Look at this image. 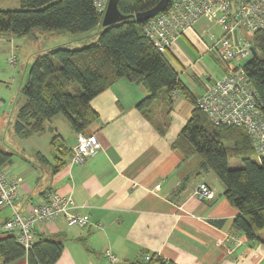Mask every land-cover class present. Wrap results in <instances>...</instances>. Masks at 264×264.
I'll return each instance as SVG.
<instances>
[{
    "label": "crops",
    "instance_id": "obj_1",
    "mask_svg": "<svg viewBox=\"0 0 264 264\" xmlns=\"http://www.w3.org/2000/svg\"><path fill=\"white\" fill-rule=\"evenodd\" d=\"M215 30L201 19L168 52L186 59L189 55L180 42L185 38L199 53L211 54L210 34L221 35V29ZM208 85L201 93L192 91L197 100ZM148 96L144 86L121 79L92 100L99 120L84 134L96 135L101 149L83 164H73L70 158L62 170L53 171L52 137L60 135L71 154L77 144L78 134L61 115L46 124L43 135L22 140L23 150L17 152L20 163L12 159L2 168L9 178L21 179L16 207L25 212L54 191L71 197L77 211L89 217L86 227H70L63 217L37 227L45 239L63 244L56 264H148L144 255L169 264H264V243H250L235 231L239 212L227 201L222 182L201 168L200 155L185 157L173 149L191 118L192 104L184 95L173 94L171 123L167 127L160 121V126L137 107ZM37 153L51 163L37 161ZM200 183L212 188L214 199L200 201L195 196ZM11 212L0 210L5 215L0 221ZM107 251L118 258L117 263L108 260ZM27 262L23 258L11 264Z\"/></svg>",
    "mask_w": 264,
    "mask_h": 264
},
{
    "label": "trees",
    "instance_id": "obj_2",
    "mask_svg": "<svg viewBox=\"0 0 264 264\" xmlns=\"http://www.w3.org/2000/svg\"><path fill=\"white\" fill-rule=\"evenodd\" d=\"M19 1V10H0L2 38L30 37L36 28L51 33L94 32L97 38L80 49L59 46L35 57L21 90L25 102L14 125L18 138L43 135L46 124L59 115L66 118L76 134H84L99 120L92 100L121 79L148 90L149 96L137 106L148 119L151 118L147 108L155 100L171 105L172 95L180 93L192 104L193 111L173 149L185 157H202L201 168L218 177L225 187L227 201L239 212L233 223L235 231L250 243H264V156L258 161L245 129L216 126L203 114L196 96L168 60V51H157L144 32L146 22L135 20L137 13L152 9L160 0H118L119 11L130 18L108 27L102 25L104 13L96 10L93 0ZM250 40L255 55L244 64V69L262 100L264 112V32L252 34ZM194 79L198 81L197 77ZM50 147L53 171L57 173L72 154L58 134L52 137ZM15 154L0 149V169L10 164ZM36 157L37 161L51 163L43 154L37 153ZM229 159L237 160L241 166L230 169ZM39 237L29 251L18 243L15 234L0 239L3 264L23 258L27 264H56L63 244L40 234ZM164 263L157 256H151L148 262Z\"/></svg>",
    "mask_w": 264,
    "mask_h": 264
},
{
    "label": "built area",
    "instance_id": "obj_3",
    "mask_svg": "<svg viewBox=\"0 0 264 264\" xmlns=\"http://www.w3.org/2000/svg\"><path fill=\"white\" fill-rule=\"evenodd\" d=\"M109 0H93L98 12L104 13ZM206 19L219 26V37L210 34L212 44L208 52H215L225 65V74L208 85L197 105L216 126H235L245 129L255 150L258 161L264 156L263 104L244 69L243 60L252 57L250 36L264 32V0H171L165 12L145 23L144 32L160 53H166L194 25ZM199 42L202 40L196 36ZM206 46V45H205ZM11 67L17 65L16 57L8 60ZM101 149L94 134H78L71 162L83 164L88 157ZM21 179L9 178L0 169V209L10 208L11 216L0 223V234H15L17 241L27 251L41 238L37 227L65 218L70 227H86L90 220L77 211L74 200L58 192L49 191L45 200L32 204L23 212L16 207ZM200 200H212L214 191L207 183H200L195 190ZM106 256L111 263L118 258L110 251ZM149 262L151 255H144ZM164 264H169L164 261Z\"/></svg>",
    "mask_w": 264,
    "mask_h": 264
},
{
    "label": "rangeland",
    "instance_id": "obj_4",
    "mask_svg": "<svg viewBox=\"0 0 264 264\" xmlns=\"http://www.w3.org/2000/svg\"><path fill=\"white\" fill-rule=\"evenodd\" d=\"M19 9V0H0V10ZM214 27H216L215 31L220 33L219 26ZM96 38L94 32L85 34L51 33L38 28L34 29L30 37H0V149L16 153L12 159L17 164L20 163L17 152L23 150L21 149L23 141L15 134L14 125L18 119L19 110L25 102V96L21 90L27 82L29 70L35 57L50 48L59 46L80 49L94 42ZM180 42L189 56L186 59H181L172 50L167 52L166 56L176 67L181 79L191 91L196 94L201 93L205 84H211L213 80L221 78L225 74L224 65L215 52L201 54L189 40L183 38ZM12 56L16 57L17 65L14 67H11L8 62ZM249 59L247 58L243 62L246 63ZM194 77H198L199 80L196 81ZM147 110L160 126H162L160 121L164 122L163 124L167 127L171 123L169 104L165 100H155ZM174 110L176 109L174 108ZM180 112L182 115L184 111L180 110ZM228 166L230 169H237L241 164L237 160L229 159ZM4 216L0 213V218ZM6 236V234H0V239Z\"/></svg>",
    "mask_w": 264,
    "mask_h": 264
},
{
    "label": "water",
    "instance_id": "obj_5",
    "mask_svg": "<svg viewBox=\"0 0 264 264\" xmlns=\"http://www.w3.org/2000/svg\"><path fill=\"white\" fill-rule=\"evenodd\" d=\"M170 1L171 0H160L152 9L137 13L135 15V20L138 23H144L149 21L150 19L156 17L157 15L165 11L169 6ZM128 18H130V16H125L119 11L118 0H109L106 11L103 15L102 25L104 27H108L119 22L125 21ZM251 52L253 55H255L254 49H251Z\"/></svg>",
    "mask_w": 264,
    "mask_h": 264
},
{
    "label": "bare ground",
    "instance_id": "obj_6",
    "mask_svg": "<svg viewBox=\"0 0 264 264\" xmlns=\"http://www.w3.org/2000/svg\"><path fill=\"white\" fill-rule=\"evenodd\" d=\"M95 6V5H94ZM96 8V7H95ZM97 10V9H96ZM98 11V10H97Z\"/></svg>",
    "mask_w": 264,
    "mask_h": 264
}]
</instances>
